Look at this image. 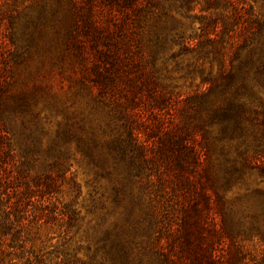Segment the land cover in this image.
<instances>
[{
    "label": "rangeland",
    "instance_id": "obj_1",
    "mask_svg": "<svg viewBox=\"0 0 264 264\" xmlns=\"http://www.w3.org/2000/svg\"><path fill=\"white\" fill-rule=\"evenodd\" d=\"M207 1L0 0V81L7 84L9 80L1 97L24 103L2 116L7 135L4 149L9 154L0 167L1 213H16L21 221L10 234L0 233V264H111L101 248L103 239H130L127 214L132 201L140 208L142 189L137 192L139 188L131 185L128 189L134 194L118 198L115 175L95 156L91 160L83 153L77 135L92 134L97 125L92 112L85 110V97L149 96L145 87L136 90L123 79L117 81V88L82 80L76 52L90 50L83 44L89 33L84 20L97 19L114 31L118 26L115 34L127 47L122 52L130 51L141 60V67L155 81L156 93L182 99L171 106V114L185 120L192 105L225 108L232 98L221 94L219 57L206 54L204 42L195 46L202 23L212 11L220 14L231 9L224 1L208 9ZM246 1L264 22V0ZM253 41L264 60V28ZM210 73L214 77L211 90L206 82ZM250 84L252 92L243 89L236 97L247 101L243 112L235 102L236 114L224 130L219 113L220 123L198 138L208 150L211 185L223 198L224 211L218 219L224 215L235 243L242 245V261L264 264V69L251 74ZM183 105L189 108L186 113ZM154 111L149 107L145 112L152 116ZM67 128L74 134L63 143L59 138ZM121 131L127 135L124 128ZM94 134L95 153H101L110 167L118 163L122 167L126 161L119 156L113 160L108 154L105 139L110 140L111 131L106 128L104 134ZM11 175L16 179L8 183ZM46 182L55 185L50 194ZM16 185L30 188L33 196L31 205L19 206L18 212L14 211ZM152 191L166 206L163 221L171 220L176 198H167L157 187ZM41 213L44 219H39ZM16 230L19 236L12 241ZM223 249L229 251V241Z\"/></svg>",
    "mask_w": 264,
    "mask_h": 264
},
{
    "label": "trees",
    "instance_id": "obj_2",
    "mask_svg": "<svg viewBox=\"0 0 264 264\" xmlns=\"http://www.w3.org/2000/svg\"><path fill=\"white\" fill-rule=\"evenodd\" d=\"M217 1H224L231 9L220 14L212 11L202 23L195 46L200 47L204 42L205 53L219 57L221 66L217 78L222 82L221 94L232 97L231 102L229 99L225 108L206 109L192 105L185 120H177L171 114V106L176 107L182 99L156 93L155 81L149 70L141 67V60L133 58L130 51L122 52L126 45L118 37L119 34H115L119 33L118 26L114 31L97 19L84 20L89 33L83 44L88 45L90 50L76 52L84 73L82 80L117 88V81L123 79L136 90L145 87L149 96L85 97V110L92 112L97 125L92 134L77 135L78 143L83 145V153L91 160L95 156L110 175H115L114 192L118 198L134 194L128 189L131 185L139 188L137 192L142 189L138 196L142 202L140 208L132 201L127 214L132 225L130 239L111 242L108 238L103 239L101 248L111 264H247L241 260L242 245L235 243V234L227 227L224 215L218 219L224 211L223 198L211 185L207 171L208 150L201 144L202 141L199 142L198 135L203 137L211 133V125L220 123L219 113L224 121L220 126L224 130L236 114L235 102L239 103L240 112L248 106L247 101L236 97H240L243 89L249 88L252 92L251 74L263 72L264 60L256 53L253 37L263 30L264 22L246 0H208L207 8H216L214 4ZM213 78L210 73L206 80L210 90ZM7 85L9 80L7 84L0 81V167L9 154L4 149L7 135L3 133L2 116L24 104L18 103V100L11 103L1 97ZM50 106L58 110L57 105ZM149 107L156 109L152 116L145 112ZM183 109L186 113L189 108L183 105ZM100 119L103 122L100 123ZM77 125L83 131L82 124L78 122ZM106 128L112 134L110 140L105 139L108 154L113 160L119 156L121 161H126L122 167L118 163L112 164L111 168L106 158H101V153H95L94 133L104 134ZM73 134L71 128H67L59 141L67 142ZM155 137L156 140H152ZM202 162L203 167L200 168ZM15 179L11 175L8 183ZM44 185L47 194L53 192V182ZM156 187L167 198L173 195L178 204L174 207V216L167 222L163 221L167 214L166 206L153 195L152 190ZM15 189L14 211L18 212L19 206L31 205L33 196L30 188L23 189L18 185ZM1 208L4 204L0 198V233L8 235L21 219L13 212L3 211L2 214ZM44 216L41 213L38 217L44 219ZM18 232L16 230L11 234L12 241L18 238ZM227 241L230 242L229 251L223 249Z\"/></svg>",
    "mask_w": 264,
    "mask_h": 264
}]
</instances>
